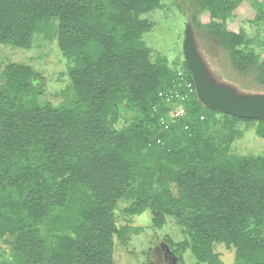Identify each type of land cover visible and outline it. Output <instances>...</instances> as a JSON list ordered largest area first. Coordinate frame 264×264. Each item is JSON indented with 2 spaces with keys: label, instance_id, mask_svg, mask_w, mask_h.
<instances>
[{
  "label": "trees",
  "instance_id": "1",
  "mask_svg": "<svg viewBox=\"0 0 264 264\" xmlns=\"http://www.w3.org/2000/svg\"><path fill=\"white\" fill-rule=\"evenodd\" d=\"M209 12L206 27L236 67L264 83V53L246 52L245 32L227 30L243 0H191ZM256 6V5H255ZM162 0H0V46L57 45L69 64L62 101L47 100L31 65L0 72V264H116L142 228L118 225L150 212L184 264H264V155L232 152L237 133L215 138L217 112L185 95L183 63L149 47L147 18ZM173 96V99H168ZM58 96L56 97V99ZM186 116L165 129L172 109ZM211 112V113H209ZM257 135L264 138V121ZM173 218L175 222L171 220ZM175 226V227H176ZM146 264H153L149 261Z\"/></svg>",
  "mask_w": 264,
  "mask_h": 264
},
{
  "label": "rangeland",
  "instance_id": "2",
  "mask_svg": "<svg viewBox=\"0 0 264 264\" xmlns=\"http://www.w3.org/2000/svg\"><path fill=\"white\" fill-rule=\"evenodd\" d=\"M162 6L160 10L147 16L154 26L145 35L144 40L149 47L166 55L172 65H177L183 63V42L187 24L199 9L191 0H162ZM237 12V18L228 24L227 30L235 33L244 31L247 39L252 41L246 52L263 55L264 0H243ZM197 16L199 23L204 27L211 23L209 12L204 11ZM193 27L199 52L218 82L233 86L241 94H264V83L258 79L255 71H240L229 52L218 44L209 30L194 24ZM11 62L31 65L41 75L40 79L36 78L37 85L43 87L46 99L62 101L60 93L70 84L68 75L70 66L55 43L37 38L33 47L27 50L0 46V72ZM213 115L218 119L217 125L212 129L215 138H222L232 132L238 134L231 147L233 153L246 156L264 155V138L257 135L259 122L237 121L234 116L220 112ZM118 218L119 226L130 224L132 227L142 228V232L140 235H132L127 245L117 242L116 264H146L147 261L153 264H171L166 259L164 248L170 247L164 242V238L169 232L176 243L182 240L183 236L176 225L175 227L170 223L168 229L165 226L161 230H156L152 226L150 212L133 218L124 214V206L118 211ZM171 220L175 222L173 218ZM0 247H4L1 241ZM217 251L221 253L224 264H234V251L222 246L217 248ZM178 264L183 263L178 259ZM184 264L198 262L187 252Z\"/></svg>",
  "mask_w": 264,
  "mask_h": 264
},
{
  "label": "water",
  "instance_id": "3",
  "mask_svg": "<svg viewBox=\"0 0 264 264\" xmlns=\"http://www.w3.org/2000/svg\"><path fill=\"white\" fill-rule=\"evenodd\" d=\"M183 55L203 106L241 119L264 121V94H241L233 86L218 82L199 52L196 33L190 22L185 31ZM164 251L166 259L171 258L177 264V256L167 247Z\"/></svg>",
  "mask_w": 264,
  "mask_h": 264
},
{
  "label": "built area",
  "instance_id": "4",
  "mask_svg": "<svg viewBox=\"0 0 264 264\" xmlns=\"http://www.w3.org/2000/svg\"><path fill=\"white\" fill-rule=\"evenodd\" d=\"M179 77L181 79L180 85L181 87L185 88V95L184 96H180L179 93H175V98H181L183 101L187 100L191 94H193L194 92H196V88L194 85V82H190L185 74V70H180L179 71ZM197 94V93H196ZM173 96H171L170 99H168V101L172 100ZM187 112L186 109L184 107H179L175 109H172L171 112L169 113V116L163 120V125L165 126V129H169V127L172 124H175L176 122L180 121L181 119H183L186 116Z\"/></svg>",
  "mask_w": 264,
  "mask_h": 264
},
{
  "label": "flooded vegetation",
  "instance_id": "5",
  "mask_svg": "<svg viewBox=\"0 0 264 264\" xmlns=\"http://www.w3.org/2000/svg\"><path fill=\"white\" fill-rule=\"evenodd\" d=\"M168 261H169L171 264H176V263L173 262V260H171V258H168ZM177 264H178V262H177Z\"/></svg>",
  "mask_w": 264,
  "mask_h": 264
}]
</instances>
